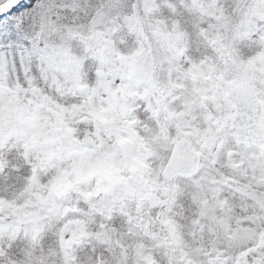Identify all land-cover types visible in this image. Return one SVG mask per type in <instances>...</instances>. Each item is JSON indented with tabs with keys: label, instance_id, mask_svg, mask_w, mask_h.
Masks as SVG:
<instances>
[{
	"label": "rangeland",
	"instance_id": "374dc122",
	"mask_svg": "<svg viewBox=\"0 0 264 264\" xmlns=\"http://www.w3.org/2000/svg\"><path fill=\"white\" fill-rule=\"evenodd\" d=\"M181 35L182 71L168 69L155 41L146 38L150 47L140 53L135 41L122 40L112 54L128 66L129 83L110 82L84 61L79 69L87 95H70L60 102L67 119L61 116L58 122L72 134L73 143L91 144L95 139L96 151L110 153L112 161L84 179L85 195L63 205L61 229L84 224L89 199L103 195L109 209L78 229L76 247L65 246L66 264H83L82 257L99 243L108 247L112 264H236L244 254L240 249L254 243L258 250L262 245L264 142L253 147L239 141L227 115L234 111L229 89L238 81L251 84L264 107V61L233 68L226 78L202 74L203 44L190 29ZM254 55L259 58L260 53ZM145 60L149 67L155 65L147 75ZM59 115L53 113V119ZM213 135L214 146L205 148ZM181 139L199 153V171L166 182L163 170ZM17 146L23 147L0 142V152ZM46 176L41 172L23 183L13 198L0 197V244L14 239L22 224L35 222L34 205L48 195ZM63 191V186L56 187L58 194ZM148 194L163 202L152 205ZM236 207L242 217L233 222ZM52 231L45 227L41 238Z\"/></svg>",
	"mask_w": 264,
	"mask_h": 264
},
{
	"label": "snow or ice",
	"instance_id": "6c2138e0",
	"mask_svg": "<svg viewBox=\"0 0 264 264\" xmlns=\"http://www.w3.org/2000/svg\"><path fill=\"white\" fill-rule=\"evenodd\" d=\"M189 29L203 44L202 74L226 78L233 68L264 61V0H0V142L24 147L13 174L8 166L0 172V186L26 184L46 172L48 193L34 205V223L22 224L14 239L2 237L7 242L0 244V264H66L65 246L76 247L78 229L109 210L99 195L88 200L84 224L59 227L66 219L60 218L63 205L86 194L84 179L112 162L110 153L96 151L95 139L73 143L58 122L67 119L60 107L64 97L87 95L81 63H93L110 82L127 84L128 66L112 49L135 41L142 53L150 47L147 38L170 71H182L181 34ZM143 70L154 71V63L149 67L145 60ZM233 102L239 105L240 98ZM53 113L60 115L54 120ZM58 185L64 189L59 194ZM45 227L53 229L47 253L39 243ZM246 259L264 264V245Z\"/></svg>",
	"mask_w": 264,
	"mask_h": 264
},
{
	"label": "water",
	"instance_id": "95a60500",
	"mask_svg": "<svg viewBox=\"0 0 264 264\" xmlns=\"http://www.w3.org/2000/svg\"><path fill=\"white\" fill-rule=\"evenodd\" d=\"M229 97L232 101L236 97L240 98V104L233 102L234 111L227 115L235 135L246 143L259 145L264 140V128L260 125L264 119V108L258 101L253 87L243 81L237 82L229 89ZM216 139V135L210 136L205 147L211 148ZM199 161V154L190 147L189 142L178 140L171 150L163 177L170 181L176 176H193L198 172ZM146 198L153 205L162 202L161 198L153 194L147 195Z\"/></svg>",
	"mask_w": 264,
	"mask_h": 264
},
{
	"label": "trees",
	"instance_id": "16d2710c",
	"mask_svg": "<svg viewBox=\"0 0 264 264\" xmlns=\"http://www.w3.org/2000/svg\"><path fill=\"white\" fill-rule=\"evenodd\" d=\"M24 154V149L22 146L6 148L0 152V172L5 170V166H8V175L11 176L13 173L11 171L12 168L16 167V158L17 156H22ZM11 162V163H10ZM7 179V177H5ZM23 186V183H10L6 188L0 186V197L2 198H13L16 192ZM95 230V229H93ZM51 233H46L39 241L41 245V250L47 253L49 248V243L46 241ZM92 251L90 255H86L82 257L83 264H93L94 261L98 260L100 262H105L104 264H112V262H108L107 260V252L109 254V249L106 246H101L100 243L96 246H92ZM169 250L170 247H169ZM2 255V254H1ZM79 260V259H78Z\"/></svg>",
	"mask_w": 264,
	"mask_h": 264
},
{
	"label": "flooded vegetation",
	"instance_id": "af4514ba",
	"mask_svg": "<svg viewBox=\"0 0 264 264\" xmlns=\"http://www.w3.org/2000/svg\"><path fill=\"white\" fill-rule=\"evenodd\" d=\"M232 191V190H231ZM227 193V195H228V193H231L230 191L229 192H226ZM147 196V195H146ZM145 196V197H146ZM239 197H237V199H235L234 200V205H237V203H239ZM162 202H163V199H162ZM236 217H242V212L239 210V207H236L235 209H234V214H233V218H235L236 220H233V222H237L238 221V219L236 218ZM251 244H249V246H250ZM262 245H264V241H263V243H262ZM254 246H256V244H252L250 247H247L248 249H246V248H244V249H240L242 252H244V254H242L241 256V258L237 261V263L236 264H248V261H247V257H249V255H248V253H251V251H253V249L255 250V251H257L256 250V248H254ZM240 262V263H239Z\"/></svg>",
	"mask_w": 264,
	"mask_h": 264
}]
</instances>
